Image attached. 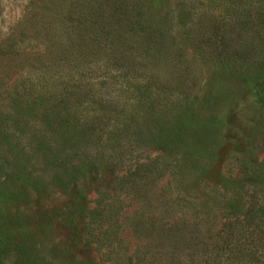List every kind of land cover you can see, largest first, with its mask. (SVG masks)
Returning <instances> with one entry per match:
<instances>
[{
	"label": "rangeland",
	"instance_id": "obj_1",
	"mask_svg": "<svg viewBox=\"0 0 264 264\" xmlns=\"http://www.w3.org/2000/svg\"><path fill=\"white\" fill-rule=\"evenodd\" d=\"M238 5L236 0H0V189L19 193L14 203L4 205V213L16 214L17 221L2 223L0 264L101 262L102 253L86 236L88 211L99 193L112 194L118 178L136 160L160 155L181 170L173 180L166 176L155 184L150 203L190 215L205 213L208 236L220 226L224 199L238 182L264 183L263 174L256 173H264V110L254 103L249 85L228 66L211 61L208 50L196 46V37L186 35L195 31L188 20L201 13L230 23L240 7L252 14L256 9L250 0ZM94 13L103 30L115 36L101 42L100 60L76 58L73 32L79 31L78 23L86 28L81 21ZM224 30L234 41L241 40L230 27ZM151 35L155 37L150 56L169 87H153L147 96L163 115L144 119L146 102L135 86L142 70L126 72L120 62L123 55L131 56L133 66L149 61L142 47ZM109 49L115 61L107 59ZM88 65L92 74L74 73V67ZM80 78L108 83L106 94L118 106L107 110L114 118L110 127L124 123L126 116L135 117L140 132L135 129L122 141V157L103 150L102 157L94 158L90 152L84 165L77 162L70 169L61 162L69 147L45 126L42 110L34 111L32 103L46 88L55 90L65 80ZM182 122V136L163 145ZM6 131L10 136L4 140ZM152 132L166 137L156 138ZM67 136L80 143L87 137L82 132ZM47 141L56 147L50 154L42 146ZM120 198L121 220H129L137 203L129 195ZM122 231L124 243L134 247L129 221Z\"/></svg>",
	"mask_w": 264,
	"mask_h": 264
},
{
	"label": "trees",
	"instance_id": "obj_2",
	"mask_svg": "<svg viewBox=\"0 0 264 264\" xmlns=\"http://www.w3.org/2000/svg\"><path fill=\"white\" fill-rule=\"evenodd\" d=\"M236 1L238 6L244 2ZM250 4L256 7L253 14L251 11L245 13L240 7L230 23L201 13L196 20H188L195 31L185 34L196 37V46L200 50L205 49V52L208 50L206 54L211 61L228 66L241 82L249 85L254 103L264 110V0H250ZM96 18L94 13L88 20L81 21L88 24L86 28H82L81 23L77 24L79 31L73 32L78 49L76 58L100 60L104 56V47H99L101 42L115 36L111 34L112 30H103L101 21ZM131 26L132 22H129L128 29ZM225 27H230L244 38L234 41L231 35L225 33ZM154 37L151 35L144 40L143 54L146 59L150 57L149 61L145 59L147 62L144 65L133 66L135 61L132 62L130 55H123L120 62V68L126 72L142 70L139 72L141 80L135 86L146 102L144 119L147 116L157 119L163 115V109L147 96L153 87H169L164 73L160 72L150 56L154 50ZM108 58L115 59L113 50L109 49ZM116 62L118 64V60ZM73 70L81 77L93 73L89 65L84 68L76 66ZM107 87L105 81L95 84L83 78L65 80L58 87L55 85V90L46 88L45 95H40L36 99L38 102L32 103L34 111L38 108L42 110L45 126L54 134H60L66 143L64 145L69 147L63 152L61 162H67L70 169H74L77 162L84 165L91 157L90 152L94 158L102 157L103 150L122 157L119 152L122 141L130 138L131 131L136 129L137 134L140 132L135 117L129 119L126 116L124 123L110 127L111 118H114L107 114L110 112L108 109L118 106L109 93L107 96ZM184 128L183 122L182 127L177 125L173 136L170 140L166 139L163 145H170V141L175 143L184 133ZM79 132L87 136L82 143L75 137L67 136L68 133ZM151 135L166 137L161 132H152ZM9 136L7 131L2 133L4 140ZM42 146L46 154L56 149L50 141ZM176 167L163 162L160 155L144 161L136 160L118 178L116 189L110 196L104 192L97 195L93 208L87 214L85 232L89 242L102 253L98 264H264V183L256 179L249 183L238 182L234 191L224 199L220 226L208 236L206 227L210 221L203 219L202 216H207L205 213L199 215L194 211L190 215L182 209L171 210L163 204L152 207L150 203V191L155 184L166 176V180H173L181 171ZM256 173L264 176L262 171L259 174L257 170ZM18 194L0 189V244L2 223L8 220L15 224L17 221L16 214L4 213V205L14 203ZM120 194L131 196L137 203V210L129 220H121L124 198L121 199ZM125 220L129 221L134 247L124 243L122 230Z\"/></svg>",
	"mask_w": 264,
	"mask_h": 264
}]
</instances>
